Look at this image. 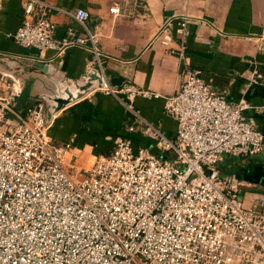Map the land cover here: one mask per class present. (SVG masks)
Here are the masks:
<instances>
[{
    "label": "built area",
    "instance_id": "obj_1",
    "mask_svg": "<svg viewBox=\"0 0 264 264\" xmlns=\"http://www.w3.org/2000/svg\"><path fill=\"white\" fill-rule=\"evenodd\" d=\"M22 8L16 43L57 54L87 46L99 62L85 9L70 12L42 0H23ZM49 8L71 15L83 33L68 27L57 38ZM109 11L120 13L117 5ZM174 21L167 18L157 32L164 45ZM178 22L181 79L164 98L174 137L128 105L134 118L128 129L148 135L160 154L118 137L109 154L97 155L76 177L72 142L49 136L43 101L21 110L11 103L14 91L0 94V264H264V204L245 205L236 179L217 169L225 154L260 153L263 133L245 116L246 102H233L189 66L188 18ZM1 83L7 85L0 77ZM102 83L97 89L128 100L151 95L131 84L116 89L103 73Z\"/></svg>",
    "mask_w": 264,
    "mask_h": 264
},
{
    "label": "crops",
    "instance_id": "obj_2",
    "mask_svg": "<svg viewBox=\"0 0 264 264\" xmlns=\"http://www.w3.org/2000/svg\"><path fill=\"white\" fill-rule=\"evenodd\" d=\"M70 12L87 11L86 27L97 34L99 62L89 47L70 46L61 54L39 51L15 42L13 34L23 20V0H0V94L14 91L11 103L25 109L41 96L55 95L62 85L81 80L92 67L102 71L110 85L120 89L131 84L151 92L128 100L93 88L48 118L53 141H71L76 154L71 160L74 174L84 172L95 157L109 154L118 137L132 145L160 154L153 139L128 127L134 118L128 105L142 118L174 137L175 120L165 112V97L173 94L181 79L178 55V19L186 16L184 56L191 68L215 89L224 90L233 102L244 101L245 116L254 120L264 136V0H42ZM117 5L119 14L109 8ZM47 17L61 38L72 27L82 26L69 14L54 8ZM169 17H176L169 30L168 45L157 32ZM252 39L248 40L247 37ZM262 37L261 39H256ZM44 62L47 70L34 65ZM112 82V83H111ZM164 156L170 157V152ZM222 176H233L237 193L245 205L264 204V149L250 157L223 155L217 164Z\"/></svg>",
    "mask_w": 264,
    "mask_h": 264
},
{
    "label": "water",
    "instance_id": "obj_3",
    "mask_svg": "<svg viewBox=\"0 0 264 264\" xmlns=\"http://www.w3.org/2000/svg\"><path fill=\"white\" fill-rule=\"evenodd\" d=\"M34 65L43 71L47 70L46 64L40 60H36ZM102 86V72L98 68L92 67L81 74V80H74L63 84L62 88L55 95L41 96L40 100L44 103L47 120L53 113L73 100L84 96L93 88Z\"/></svg>",
    "mask_w": 264,
    "mask_h": 264
},
{
    "label": "rangeland",
    "instance_id": "obj_4",
    "mask_svg": "<svg viewBox=\"0 0 264 264\" xmlns=\"http://www.w3.org/2000/svg\"><path fill=\"white\" fill-rule=\"evenodd\" d=\"M124 97H125V96H124ZM82 173H83V172H82ZM79 175H82L81 172H80V173L78 172V174H76V177L79 176Z\"/></svg>",
    "mask_w": 264,
    "mask_h": 264
},
{
    "label": "trees",
    "instance_id": "obj_5",
    "mask_svg": "<svg viewBox=\"0 0 264 264\" xmlns=\"http://www.w3.org/2000/svg\"><path fill=\"white\" fill-rule=\"evenodd\" d=\"M226 155H227V154H226ZM252 156H254V155H252ZM248 157H250V156H248ZM218 171H219V170H218ZM219 174H220L221 176L223 175V174H222V173H220V172H219Z\"/></svg>",
    "mask_w": 264,
    "mask_h": 264
}]
</instances>
